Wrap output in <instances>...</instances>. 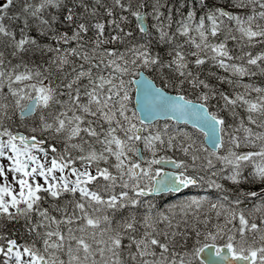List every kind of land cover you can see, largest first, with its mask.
<instances>
[{
	"label": "snow or ice",
	"instance_id": "6c2138e0",
	"mask_svg": "<svg viewBox=\"0 0 264 264\" xmlns=\"http://www.w3.org/2000/svg\"><path fill=\"white\" fill-rule=\"evenodd\" d=\"M0 264H264V0H0Z\"/></svg>",
	"mask_w": 264,
	"mask_h": 264
},
{
	"label": "rangeland",
	"instance_id": "374dc122",
	"mask_svg": "<svg viewBox=\"0 0 264 264\" xmlns=\"http://www.w3.org/2000/svg\"><path fill=\"white\" fill-rule=\"evenodd\" d=\"M165 122H167V121H160L161 124H163V123H165ZM178 126H181V125H178ZM181 127H183V126H181Z\"/></svg>",
	"mask_w": 264,
	"mask_h": 264
},
{
	"label": "trees",
	"instance_id": "16d2710c",
	"mask_svg": "<svg viewBox=\"0 0 264 264\" xmlns=\"http://www.w3.org/2000/svg\"><path fill=\"white\" fill-rule=\"evenodd\" d=\"M229 44H231V41H229ZM222 71V70H221ZM254 95V94H253Z\"/></svg>",
	"mask_w": 264,
	"mask_h": 264
},
{
	"label": "water",
	"instance_id": "95a60500",
	"mask_svg": "<svg viewBox=\"0 0 264 264\" xmlns=\"http://www.w3.org/2000/svg\"><path fill=\"white\" fill-rule=\"evenodd\" d=\"M161 119H163V118H161Z\"/></svg>",
	"mask_w": 264,
	"mask_h": 264
}]
</instances>
